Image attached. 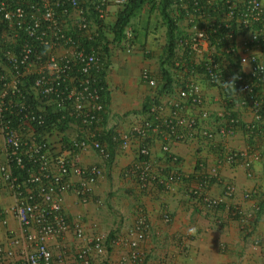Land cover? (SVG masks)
Segmentation results:
<instances>
[{
	"label": "built area",
	"instance_id": "built-area-1",
	"mask_svg": "<svg viewBox=\"0 0 264 264\" xmlns=\"http://www.w3.org/2000/svg\"><path fill=\"white\" fill-rule=\"evenodd\" d=\"M128 1L0 0V186L13 194L9 210L21 225L25 241L34 247L33 252L22 255L20 264H69L62 257L53 263L47 244L72 230L83 241L76 254L82 264H94L89 257L104 249L102 234L86 237L81 220H69L63 193L73 190L86 198L105 173L102 166H82L80 153L92 149L104 163L110 160L108 146L92 132L102 121L106 106L102 92L108 91L93 73H106L109 56L101 47L88 48L86 43L100 31L112 43L113 37L106 31ZM168 12L178 29L166 60L172 85L159 92L164 86L159 72L152 75L149 69L142 70L141 79L153 89L149 116L132 127L139 139L145 140L149 132L164 137L161 153L173 170L163 175L154 172L151 151L145 144L139 149L143 160L136 170L141 186L155 183L164 189L171 188L181 175L176 169L179 160L170 149L172 142L195 138L199 146L210 149L215 138L232 137L240 130L264 138L260 92L264 56L261 59L259 53L247 52L264 47L262 0H178ZM133 36L130 28L124 32L120 48L127 53L133 48ZM114 47L118 46H108V55ZM225 55L228 57L222 58ZM232 81L234 88L224 86L223 82ZM205 87L218 91L212 104ZM163 93L179 114L165 113L166 104L159 99ZM48 114L59 116L46 119ZM78 132L85 139L79 140ZM127 147L124 138L120 148ZM244 155L234 149L225 160L232 163ZM13 168L20 171L19 178ZM216 177L214 171L209 172L200 181L199 191L206 190ZM235 192L233 185H225L227 197ZM203 200L206 209L221 203L217 198ZM235 215L241 224L248 218L239 210ZM134 231L128 241L130 248L144 240L142 233ZM2 254L0 247V263Z\"/></svg>",
	"mask_w": 264,
	"mask_h": 264
},
{
	"label": "crops",
	"instance_id": "crops-1",
	"mask_svg": "<svg viewBox=\"0 0 264 264\" xmlns=\"http://www.w3.org/2000/svg\"><path fill=\"white\" fill-rule=\"evenodd\" d=\"M143 16L144 13L132 21L139 28L132 50L127 53L114 47L109 54L105 73L108 100L100 115L102 121L96 124L97 129L92 128L96 139L104 132L112 133L111 160L104 163L92 149L79 154L82 166L106 169L88 197L76 196L73 190L63 193L66 214L70 221L81 220L86 237L97 233L106 238L103 251L89 257L94 264H264V138L261 134L249 136L240 130L232 137L215 138L210 149L199 146L195 138L170 141L171 152L179 160L176 169L181 174L171 188L164 189L155 183L143 187L136 177L142 161L139 149L144 144L150 148L154 172L163 175L174 168L161 153L165 142L162 135L149 132L150 136L143 140L132 133L133 125L148 119L153 93L140 74L149 69L152 75H157L160 59L165 56L168 60V54L164 53L165 28L160 26L159 34L149 28L151 32L144 36ZM247 52L259 53L262 59L264 47ZM205 88L207 101L212 104L218 91ZM260 92L264 100V88ZM167 98L164 93L159 95L166 104L165 113L179 114L180 111L169 106ZM145 101L149 104L143 112ZM262 114L264 124V109ZM124 138L128 147L122 150L120 143ZM234 149L245 155L227 163L225 156ZM212 171L217 177L206 190L199 191L200 181ZM226 184L235 187L233 197L225 195ZM206 197L220 199L219 208L206 209L202 202ZM12 204L13 194L0 186V247L3 249L0 264H20L24 253L34 251L9 210ZM235 210L248 217L244 224ZM136 229L144 240L130 248L128 241ZM81 246L83 241L75 237L73 230L47 244L53 263L62 257L69 264H82L76 258Z\"/></svg>",
	"mask_w": 264,
	"mask_h": 264
},
{
	"label": "trees",
	"instance_id": "trees-1",
	"mask_svg": "<svg viewBox=\"0 0 264 264\" xmlns=\"http://www.w3.org/2000/svg\"><path fill=\"white\" fill-rule=\"evenodd\" d=\"M178 2V0H129L127 2V4L120 10V12L117 14L116 19L114 21V24L112 25V27L109 28L108 31H106L107 34H109V36L113 37V42H109L107 41V38L105 36V34L100 31L99 32V36L90 41L87 42L86 45L87 47H93L94 49L101 47V51L102 52H106V55H108V46H110V44L115 45L120 47L123 43V39H124V32L127 29H131L133 31V38L134 40L136 39L137 33L139 32V28L137 27V25H132V21L136 20L139 18V16L142 13H146L147 18L150 17L151 15H157L160 25L162 27L165 28V50L164 53L168 54L167 56H169V54L171 53L172 50V43H173V39L176 35V26L174 25V22L172 21V19L170 18L169 15V10L170 7H172L174 4H176ZM144 25L142 26L143 30H144V36L146 34H148L149 28H150V20L149 18L146 19ZM141 25V24H139ZM150 32V31H149ZM118 44V45H117ZM160 67H159V75L160 78L162 79L164 86H162V88L159 89V92H162L166 89H168L169 87H171L172 85V79L170 77L169 71L166 68V58L165 56L162 57L160 59ZM107 64L109 65L108 59H106ZM94 75H96V78L98 79L100 85H102V87H106L105 84V73L104 71L96 73H93ZM102 99L105 100V102H107L108 100V93L103 91L102 92ZM149 101V100H148ZM148 102L145 101V103L142 106V110L143 112L146 111V107L148 106ZM58 115H55L54 117H52L50 114H48L46 116V119H58L56 118ZM65 122H62V126H64ZM60 130L63 131L64 129L61 128V126H59ZM112 137V133L111 132H104L102 133V135L97 138V140H99L100 142L106 144L108 146V149L111 153V149L110 147V143L112 144L113 141V137ZM85 139V137L83 136L82 133L78 132V139ZM64 142L66 144L69 143L68 139L66 138L64 140ZM111 160V157H110ZM109 160V161H110ZM141 160H143V157L141 158ZM13 174L15 176H17L18 178L21 176L20 171H18L17 169L13 168ZM21 180V179H19ZM214 180V179H213ZM225 191V188H224ZM221 204V203H220ZM220 204L218 206H216V208H219ZM236 212V210H235ZM236 217V216H235ZM238 218V217H236Z\"/></svg>",
	"mask_w": 264,
	"mask_h": 264
},
{
	"label": "rangeland",
	"instance_id": "rangeland-1",
	"mask_svg": "<svg viewBox=\"0 0 264 264\" xmlns=\"http://www.w3.org/2000/svg\"><path fill=\"white\" fill-rule=\"evenodd\" d=\"M150 21V28H152L151 30H153L156 34H159L160 33V22H159V19L157 17V15H151L150 17H148ZM146 16H145V13H144V16H143V21L145 19H148ZM150 30V32H151ZM151 34V33H150ZM154 34V33H153ZM156 36V35H155Z\"/></svg>",
	"mask_w": 264,
	"mask_h": 264
},
{
	"label": "clouds",
	"instance_id": "clouds-1",
	"mask_svg": "<svg viewBox=\"0 0 264 264\" xmlns=\"http://www.w3.org/2000/svg\"><path fill=\"white\" fill-rule=\"evenodd\" d=\"M235 79H236V77H233V81H234ZM233 81H232L231 83H225V82H223V83H224V86H225V87H233V88H234ZM106 87H107V85H106ZM107 93H108V91H107Z\"/></svg>",
	"mask_w": 264,
	"mask_h": 264
}]
</instances>
